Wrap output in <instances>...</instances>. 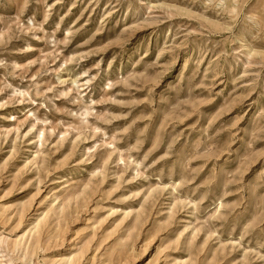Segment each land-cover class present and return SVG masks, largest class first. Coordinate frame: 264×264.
<instances>
[{
	"label": "rangeland",
	"instance_id": "rangeland-1",
	"mask_svg": "<svg viewBox=\"0 0 264 264\" xmlns=\"http://www.w3.org/2000/svg\"><path fill=\"white\" fill-rule=\"evenodd\" d=\"M64 262L264 264V0H0V264Z\"/></svg>",
	"mask_w": 264,
	"mask_h": 264
},
{
	"label": "bare ground",
	"instance_id": "bare-ground-1",
	"mask_svg": "<svg viewBox=\"0 0 264 264\" xmlns=\"http://www.w3.org/2000/svg\"><path fill=\"white\" fill-rule=\"evenodd\" d=\"M64 263H65V262H64ZM64 263H63V264H64ZM65 264H66V263H65Z\"/></svg>",
	"mask_w": 264,
	"mask_h": 264
}]
</instances>
